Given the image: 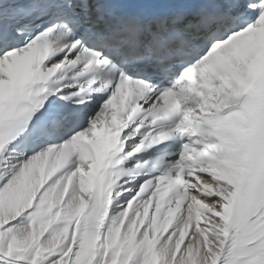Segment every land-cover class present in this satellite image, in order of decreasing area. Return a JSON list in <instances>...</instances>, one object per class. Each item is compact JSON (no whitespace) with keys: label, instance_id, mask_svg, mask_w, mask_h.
I'll use <instances>...</instances> for the list:
<instances>
[{"label":"snow or ice","instance_id":"6c2138e0","mask_svg":"<svg viewBox=\"0 0 264 264\" xmlns=\"http://www.w3.org/2000/svg\"><path fill=\"white\" fill-rule=\"evenodd\" d=\"M0 264H264V0H0Z\"/></svg>","mask_w":264,"mask_h":264}]
</instances>
